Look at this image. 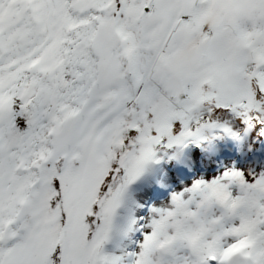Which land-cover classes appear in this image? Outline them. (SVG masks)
<instances>
[{
  "label": "snow or ice",
  "instance_id": "6c2138e0",
  "mask_svg": "<svg viewBox=\"0 0 264 264\" xmlns=\"http://www.w3.org/2000/svg\"><path fill=\"white\" fill-rule=\"evenodd\" d=\"M0 264H264V0H0Z\"/></svg>",
  "mask_w": 264,
  "mask_h": 264
}]
</instances>
